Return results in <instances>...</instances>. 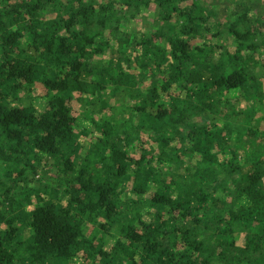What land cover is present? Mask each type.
<instances>
[{
  "label": "trees",
  "instance_id": "obj_1",
  "mask_svg": "<svg viewBox=\"0 0 264 264\" xmlns=\"http://www.w3.org/2000/svg\"><path fill=\"white\" fill-rule=\"evenodd\" d=\"M0 264H264V0H0Z\"/></svg>",
  "mask_w": 264,
  "mask_h": 264
}]
</instances>
